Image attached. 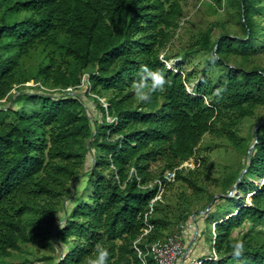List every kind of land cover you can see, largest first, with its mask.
<instances>
[{
  "label": "trees",
  "instance_id": "obj_1",
  "mask_svg": "<svg viewBox=\"0 0 264 264\" xmlns=\"http://www.w3.org/2000/svg\"><path fill=\"white\" fill-rule=\"evenodd\" d=\"M182 1L0 0V264H17L28 247L51 249L46 264H89L97 245L109 250L107 264H142L133 244L156 194V185H148L196 155L206 134L245 148V160L218 178L210 175L207 157L197 169L175 172L174 181L192 190L180 199L204 198L202 210L215 195L203 182L219 185L212 205L224 215L213 220L206 239L217 258L202 264H264V114L256 113L264 107V62L258 61L264 58V0H210L234 10L240 32L231 34L221 21L201 31L183 53H206L198 76L160 60L183 16ZM143 65L164 71L171 83L138 101L132 84ZM84 75L99 119L72 94ZM250 118L256 130L247 145L240 125ZM163 193L141 248L175 223ZM185 203L179 218L194 221L199 210ZM237 240L244 242L239 257L232 252ZM145 264L155 262L147 256Z\"/></svg>",
  "mask_w": 264,
  "mask_h": 264
},
{
  "label": "rangeland",
  "instance_id": "obj_2",
  "mask_svg": "<svg viewBox=\"0 0 264 264\" xmlns=\"http://www.w3.org/2000/svg\"><path fill=\"white\" fill-rule=\"evenodd\" d=\"M182 8H183V16L181 17L179 21V26L174 32V36L170 43L167 44L165 49L161 52L163 56L170 57V59H167L168 62H176V65H179L181 67L183 74L192 73L194 76H198L201 71L206 66V53L202 51H197L193 54L187 55L185 58L183 56V53L186 51H189L191 47H194L195 40L197 39L198 35L201 33V31L206 30L209 28L213 23L215 22H223L225 23L227 31H229L231 34L233 33H239L240 27H239V20L234 13V10L229 9L228 11L225 10L223 7H218V5L213 4L210 0H183L182 1ZM217 28L220 29L219 26ZM217 32V31H216ZM258 61L264 62V58L261 57ZM178 69V68H176ZM209 74H212L214 78L218 74H216L215 70L213 68H210L208 70ZM82 85L79 87L77 91H75L72 94H79L80 99L82 100L85 110L87 112V115L93 119H99L100 113L99 110L95 107V104L91 100V98L87 95L86 91V79L85 77H82ZM196 83V79H193L190 82H187L188 86V92L192 91V88L194 84ZM27 85L34 86L36 84L31 81ZM16 89L12 90V94H16ZM57 95V93H55ZM102 102H105L104 99H101ZM100 100V103H102ZM11 102L9 100L5 101L2 100L3 105H9ZM106 103V102H105ZM256 113H259L260 115L264 114V107L258 108L256 110ZM111 121L110 119H108ZM255 118H250L247 120H244L240 125V135L244 138L248 139L247 145L251 144V134L254 130L253 124L255 123ZM206 146H209L207 149ZM200 150L197 151V156L202 158L207 157V165L208 170L210 172V175L212 178H218L223 175V173L227 170L230 166H237L239 165L240 161H244V149H236L233 147L229 142H227L225 139L221 138H212L209 135H204L200 144ZM92 153H89L87 155L86 160V167H89L92 159ZM201 163V161H200ZM199 163V165H200ZM199 165L196 167V169L199 167ZM258 183H263V181H256ZM75 188H73L71 191L72 194L75 193ZM203 187L206 189L208 193L215 194L216 198H218L219 195V185H216L214 181L206 179L205 182H203ZM185 191L187 195H190L192 190L190 188H184L181 183L173 181L171 184H169L162 195V202L163 204L167 205V208L169 209L170 213L169 215L171 217H175V223L171 226L170 230H168L164 235V237H167L174 232L181 229V226H191L188 230H185L182 233V242H183V254L186 248L189 245V242L194 237L196 231L197 235L195 237V240L190 246L188 252L189 259H200L203 257V255L206 254V252L211 251V245L207 242L206 239H209L211 236V233L213 232V225H214V219H218L221 216L224 215V211H215L217 206L214 205H207L208 208L205 210H202L203 203L205 202V199L202 198L199 201L194 198H188L187 201H182L180 199L181 192ZM234 193V192H233ZM232 193V194H233ZM250 194L246 195L245 198L248 199V196ZM239 197L242 195H238ZM73 197L70 199H67L65 202L66 208L69 209V207L72 205ZM185 202H190L191 209L190 210H199L196 218L194 221H191L189 219L180 220L179 218V212L187 205ZM193 202H202L193 204ZM211 202V201H210ZM209 202V203H210ZM213 202H218L216 199ZM248 202V200H246ZM185 204V205H184ZM180 210V211H179ZM208 211V212H207ZM208 215L207 222L205 223V218ZM246 224L234 231V236L240 234V232L244 229H246ZM51 249L49 248H37V247H28L24 249L21 253H19L15 259L14 262L17 264H46L47 261L43 258L45 256L51 255ZM182 254V255H183ZM182 257V256H181Z\"/></svg>",
  "mask_w": 264,
  "mask_h": 264
},
{
  "label": "built area",
  "instance_id": "obj_3",
  "mask_svg": "<svg viewBox=\"0 0 264 264\" xmlns=\"http://www.w3.org/2000/svg\"><path fill=\"white\" fill-rule=\"evenodd\" d=\"M161 62L170 70L177 72L176 69V62H168V60L163 56L160 55ZM85 79H88V75H84ZM188 91V88H187ZM189 93H192L189 92ZM101 100V99H100ZM102 102V100H101ZM104 107H107L105 102H102ZM200 163V157L197 155H193L191 158L183 161L180 163L174 170H166L163 174L156 178L152 183L148 185L154 186L156 185V194L149 202L144 214H143V223L144 226L141 229V233L134 242L133 246L139 259L141 260L142 264H145L146 257L151 256L154 260L155 264H180V259L183 254V242H182V233L185 231L186 226H181V229L174 232L173 234L164 237L162 239L153 241V242H146L143 245V248L139 246V244L146 239V237L153 231L154 225L149 222L150 217L153 215L154 212V205L156 204V200L159 199L160 195L164 192L165 188L171 184L175 179V172L177 170H192L196 168ZM147 187V186H145ZM193 220V216L191 217ZM217 258V254L215 250L212 248L208 256L204 259H197L192 262V264H202L203 260L205 259H212L215 260Z\"/></svg>",
  "mask_w": 264,
  "mask_h": 264
},
{
  "label": "clouds",
  "instance_id": "obj_4",
  "mask_svg": "<svg viewBox=\"0 0 264 264\" xmlns=\"http://www.w3.org/2000/svg\"><path fill=\"white\" fill-rule=\"evenodd\" d=\"M213 61L216 59L213 53L210 56ZM171 81L165 76L164 71L150 69L143 65L140 70L139 78L132 84V91L138 101H145L151 98V94L156 91H162ZM219 91V90H217ZM244 249V242L237 240L233 244V255L239 257ZM109 250L101 245H97L96 254L90 259L89 264H107Z\"/></svg>",
  "mask_w": 264,
  "mask_h": 264
},
{
  "label": "water",
  "instance_id": "obj_5",
  "mask_svg": "<svg viewBox=\"0 0 264 264\" xmlns=\"http://www.w3.org/2000/svg\"><path fill=\"white\" fill-rule=\"evenodd\" d=\"M255 130H256V128L254 129V131H255ZM253 147H254V145H251V146L249 147V150H248V156H249V159H250V156H251V150H252ZM245 171H246V169H244V170L241 171V173H240V175H239V177H238L236 183H235L234 186H233V191L236 189V186H237L238 183L240 182L241 177L243 176V174H244ZM231 195H232V192H230L227 196H231ZM215 199H216V196H214V197L212 198L211 202L209 203V206L212 204V202H213ZM196 235H197V231H196V233H195L193 239L189 242L188 247H187L186 250L184 251L183 257H185V256L187 255L190 246L192 245V243H193L194 240H195Z\"/></svg>",
  "mask_w": 264,
  "mask_h": 264
},
{
  "label": "crops",
  "instance_id": "obj_6",
  "mask_svg": "<svg viewBox=\"0 0 264 264\" xmlns=\"http://www.w3.org/2000/svg\"><path fill=\"white\" fill-rule=\"evenodd\" d=\"M189 225V224H188ZM186 226V224H185V226H186V230H188L189 228H191V226ZM185 230V231H186ZM193 239V238H192ZM191 239V240H192ZM193 244V243H192ZM192 246V245H191ZM189 251H191V250H189ZM188 251V252H189ZM210 252H206V254L205 255H203V256H206V255H208ZM195 260V259H194ZM193 259L191 260V259H189V256H188V253H187V255L185 256V257H183V255H182V257H181V259H180V264H192V262L194 261Z\"/></svg>",
  "mask_w": 264,
  "mask_h": 264
}]
</instances>
